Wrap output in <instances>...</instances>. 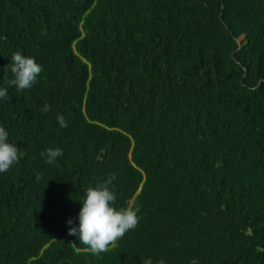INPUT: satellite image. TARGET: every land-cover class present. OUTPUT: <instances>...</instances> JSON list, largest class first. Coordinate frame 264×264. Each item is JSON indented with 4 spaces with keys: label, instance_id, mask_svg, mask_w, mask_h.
Wrapping results in <instances>:
<instances>
[{
    "label": "trees",
    "instance_id": "trees-1",
    "mask_svg": "<svg viewBox=\"0 0 264 264\" xmlns=\"http://www.w3.org/2000/svg\"><path fill=\"white\" fill-rule=\"evenodd\" d=\"M0 88V264H264V0H0ZM112 175L140 219L93 255L68 229Z\"/></svg>",
    "mask_w": 264,
    "mask_h": 264
},
{
    "label": "clouds",
    "instance_id": "clouds-1",
    "mask_svg": "<svg viewBox=\"0 0 264 264\" xmlns=\"http://www.w3.org/2000/svg\"><path fill=\"white\" fill-rule=\"evenodd\" d=\"M42 71V66L34 58L24 56L19 51L11 57V73L14 76L11 84L17 91L30 89L37 83V78ZM0 98H8L7 88H0ZM41 111L47 113L50 111V105L45 104ZM57 121L61 127H67L63 115H59ZM22 155L15 144L8 142V132L5 128L0 127V173L9 170ZM62 155L63 150L60 148H46L41 153L45 162L50 165L55 164ZM36 178L39 180L41 175L37 173ZM115 179V175H112L104 183L87 189L78 215L79 226L68 229V234L79 237V242L85 245L93 255L107 252L110 245H114L127 232L134 230L139 223L140 217L137 215L140 211L139 207L130 205L117 210L113 206L116 196L109 185ZM67 223L72 225L73 221L69 219ZM143 264H152V259L149 257L143 260ZM158 264H165V262L160 260Z\"/></svg>",
    "mask_w": 264,
    "mask_h": 264
}]
</instances>
